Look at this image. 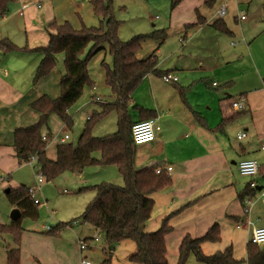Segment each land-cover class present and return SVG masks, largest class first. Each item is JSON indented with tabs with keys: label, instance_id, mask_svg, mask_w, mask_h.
<instances>
[{
	"label": "crops",
	"instance_id": "0c3cea01",
	"mask_svg": "<svg viewBox=\"0 0 264 264\" xmlns=\"http://www.w3.org/2000/svg\"><path fill=\"white\" fill-rule=\"evenodd\" d=\"M25 1L20 0V8L24 11ZM41 1L45 0H36L40 2L37 7L41 6ZM186 2L188 16L183 13L182 4ZM48 4H51L49 0L46 7L36 10L37 16L24 12L23 24L31 34L29 49L44 46L49 31L53 32L47 28L54 21ZM239 4L246 6L240 7ZM222 6L225 10L220 16L218 11ZM197 15L203 22L187 29L183 35L185 25L198 21ZM240 16L244 18L240 19ZM216 19L223 21L228 32H221L212 25ZM157 29H165L166 37L161 42L155 39L143 41L136 58L144 59L153 53L156 68L162 73L172 72L178 80L167 83L159 75H145L130 96L128 114L134 122L141 120L137 107L154 112L152 119L158 126L155 137L150 142L134 146V165L136 169L160 168L170 176L171 183L151 194L153 206L143 230L157 229L161 220L169 216L171 231L164 235L165 257L167 264H175L183 236L199 237L217 223L220 240L203 242L202 251L212 254L231 246L233 256L243 259L240 264H246V245L251 232L264 226V149L261 148L264 143V0H179L161 22L152 24L148 32ZM7 34H1L0 40L10 38L9 31ZM172 34L176 35V40L167 46ZM11 55L0 48V180L3 179L7 186H10V171L25 163H18L14 156L13 131L37 121L39 114L29 104L42 94L56 98L60 92L59 78L63 74L53 67L55 75L52 77L50 72L49 85L42 84L44 77L33 83L32 76L41 54L29 64L27 61L30 60L23 64ZM88 75L92 81L87 87L92 102L86 105L82 102L78 106L86 113L85 121L93 112L101 110L98 103L102 98L89 71ZM101 87L109 97L106 103H112L114 96L105 84L104 76ZM238 98L244 99L245 108L231 110L229 100ZM113 114L117 121L116 113L111 111L96 125L109 115H112L110 124L113 123ZM223 120L225 123L214 130ZM83 127L84 124L80 132ZM107 130L104 129L103 135L109 134ZM57 133L51 134L49 143H55L54 152L47 153L49 144L45 148V155L51 160L56 158V147L62 143L60 139L67 134L59 136ZM239 133L244 136L237 139ZM67 135L63 143L70 138ZM93 155L98 157V153ZM243 159H254L258 163L254 177L239 174L237 164ZM168 166L171 167L169 171ZM85 168L77 173L81 175ZM251 180L255 182L260 198H255V194L240 200L238 192ZM16 186V183L11 185ZM244 208H247L246 212ZM10 221L9 215L6 220L0 218V224L8 225ZM83 224L100 232L88 223ZM45 230L44 225L39 229L22 227L18 244L20 264H86L85 249L74 248L75 240H80L79 235H62L64 232L60 230L58 236H51L44 234ZM96 237L94 242L99 239L98 235ZM15 246L11 234L0 231V264H6V251ZM135 249V243L129 239L116 244L111 252L113 264H137L127 260ZM188 264L202 263L190 256Z\"/></svg>",
	"mask_w": 264,
	"mask_h": 264
},
{
	"label": "trees",
	"instance_id": "16d2710c",
	"mask_svg": "<svg viewBox=\"0 0 264 264\" xmlns=\"http://www.w3.org/2000/svg\"><path fill=\"white\" fill-rule=\"evenodd\" d=\"M10 1L15 0H0L1 15ZM178 1L171 0V7H174ZM89 2L93 8V14L99 20V25H82L79 29H75L68 21L60 24L51 23L48 26L53 29V32L49 31L47 43L44 46L27 49L41 54L33 76V83L51 71L55 66V56L59 52L64 55V71L59 78L60 92L56 98L42 94L29 104L30 108L39 114L37 121L32 125L14 129V156L18 163L27 162L31 156H35V163L39 166L38 171L42 173L45 181L53 180L64 171L79 172L91 165H114L122 177L123 184L101 182L92 185L94 196L74 220L78 219L82 223H88L103 233L107 249L106 257L101 264H111V252L114 246L126 239L132 240L136 246L135 251L127 257L129 262L167 264L164 235L171 231V226L168 224L169 216L164 217L159 227L153 231L146 232L143 228L153 206L151 194L170 185L171 178L164 170L156 173L153 168H135V145L130 138L132 121L128 114L130 96L142 78L150 73L159 76L164 74L156 68V56L153 53L144 59L136 58V53L143 41L155 39L161 42L167 32L165 29H157L133 35L122 41L118 37L120 22L114 16L113 0H89ZM197 20L195 23L185 25L183 35L187 29L203 22L199 15H197ZM212 25L221 32H228L221 19H216ZM90 43L88 51L80 57ZM102 44L107 45V52L112 58L111 65L104 61L101 65L104 68L105 84L114 96V101L112 103L99 102L101 110L93 112L85 121L75 145L71 142L58 144L56 158L51 160L45 155V148L51 140V133L43 131L47 127L48 117L55 113L66 127L71 126L72 120L68 109L80 97L84 86L92 85L87 62L103 48ZM0 48L3 52L18 49L6 39L0 40ZM137 110L141 120L154 116V112L150 110L140 107H137ZM111 111L116 113V130L103 136H93L92 129L96 123ZM197 119L199 120L198 117ZM224 123V120L221 121L214 130L219 129ZM94 153H98V157H95ZM3 191L10 205L20 211V216L11 220L8 225L0 224V231L10 233L12 241L17 245L6 251V264H20L18 244L22 232L21 219L22 217L36 219L38 212L29 196L28 187L25 185L6 186ZM255 191V187L247 183L237 196L243 200L246 196L252 197ZM69 225L71 222H58L53 227H49L46 233L56 235L62 228ZM219 240L217 223H213L199 237L183 236L177 248L178 255L175 264H188L191 255L197 262L203 264H240L243 259H236L233 256L231 246L212 254H205L202 251L203 242ZM244 262L264 264V244L256 245L248 242Z\"/></svg>",
	"mask_w": 264,
	"mask_h": 264
},
{
	"label": "rangeland",
	"instance_id": "374dc122",
	"mask_svg": "<svg viewBox=\"0 0 264 264\" xmlns=\"http://www.w3.org/2000/svg\"><path fill=\"white\" fill-rule=\"evenodd\" d=\"M47 1L48 0L41 1V6L37 7L36 4L40 2H36V0H26L23 4L26 7L25 11L20 8V6H22L20 0L10 1L7 3L6 10L2 14L3 16L0 15V35H8L7 33L9 31L10 38L8 39L13 45H18H15L18 48L17 50L9 51L15 61H21L23 63L30 60V62L27 61L29 64L40 55L38 53L36 54L34 51L27 50L29 49L28 45L31 42L29 41V39H31V34L28 32L27 26L23 24V19L24 12H29L32 16H37L39 13H37L36 10H39L42 6L46 7ZM49 1L51 2V4H48L51 6L49 13H52V16L54 17L53 23L60 24L66 20L70 22L75 29L79 28L82 24L87 26L99 25V20L93 14L89 0ZM182 6L184 7V16H188L187 12H185L188 2L182 4ZM239 6L244 7L246 5L239 4ZM113 8L114 16L116 20L120 22L118 37L120 40L125 41L133 35L148 32L152 28V24L161 22L162 19L165 18L168 10L172 7L170 5V0H113ZM48 27L49 26H47V28ZM38 32H35V34ZM36 38L39 39V37ZM175 38L176 35H170L166 45H173L176 40ZM90 46L91 43L85 47L84 51L80 54V57L85 55ZM102 47L103 48L97 51L87 62V70L95 80L97 86H99L96 91L102 97L100 101L107 102L109 97L106 96L103 87H101L104 76V68L101 65V62L104 61L108 65H111L112 58L107 52V45L102 44ZM63 56L62 52L57 53L56 64L54 66V70L58 69L62 71V73L64 71ZM52 69L50 72L51 76L54 77L55 73H52ZM50 72L43 76L44 79L42 84H50L48 81ZM87 87L88 85L84 86L80 97L68 109V112L72 116L71 126L66 127L61 119L55 113H52L48 117L47 127L44 128V132L49 131L51 134L58 132L57 134L59 136L67 133L70 136L67 142H71L75 145L80 135V129L82 128V125L85 124L84 122L86 118V113L80 111L78 106L82 102H85V105L92 102ZM110 116L112 115L107 116L104 121L95 125L92 129V135L99 137L104 134V129H108V133H112L116 130L115 115L113 114V123L111 124ZM54 150L55 143L51 142V144L48 145L47 153L52 154ZM27 162L18 165L15 169L10 171V186L16 183V185H25L29 188H35L33 197L38 200V204H35L38 212L37 218L31 219L29 217H22L21 227L32 226L33 229H39L42 225L48 228L54 226L58 222H71L70 227L66 226L62 228L61 231L64 232L62 235L71 233V235H79L80 239L85 236L98 235L99 239L96 242L88 237V248L86 247L83 252L86 254L85 259L90 261V264H101V261L106 257V253H103V248L107 249L103 235H101L100 232L95 231L91 226L83 224L80 220L76 219V222H73V220L81 214L87 202L93 197L94 190L91 188L92 185L101 182L116 185L123 184L122 177L118 173L116 167L114 165H91L86 167L81 175L77 172L64 171L52 181L44 180L42 183H39L37 181L39 166L35 162ZM246 179L249 180L250 178ZM6 186L7 184H5V181H3V179L0 180V218L4 220L8 218L11 211V209H8L10 203L6 199L3 191ZM258 193L259 190H256L255 194L257 197L255 198H260L258 197ZM255 194L252 197H254ZM70 228H72L71 231ZM43 233L49 235L46 233V230L43 231ZM51 236H58V234ZM77 241L75 240L74 242V248L75 246L78 248ZM111 264H113V258L111 259Z\"/></svg>",
	"mask_w": 264,
	"mask_h": 264
},
{
	"label": "built area",
	"instance_id": "2783aa9c",
	"mask_svg": "<svg viewBox=\"0 0 264 264\" xmlns=\"http://www.w3.org/2000/svg\"><path fill=\"white\" fill-rule=\"evenodd\" d=\"M224 6H222L218 14L221 16L224 14ZM244 16H240V19H243ZM161 80L167 83L176 82L178 80V77L174 75L172 72H166L160 76ZM212 85H216V82H212ZM229 108L234 111H240L245 108V102L243 98H238L234 100H229L228 102ZM131 135L130 138L134 145H139L143 143L150 142L155 137V131L158 129V126L155 124L154 119L148 118L143 120H136L132 122L131 124ZM244 136V133L237 134V139H240ZM68 138L67 134H64L63 137L60 139V142H64ZM42 139L44 140L45 137L43 136ZM261 148L264 149V143L261 145ZM29 161H35V156H31L29 158ZM258 163L254 159H243L240 160L237 164V169L240 175L246 176V177H254L258 172ZM167 171L171 169L170 166H168ZM160 168H156L155 172H160ZM1 179V178H0ZM37 181L39 183H42L44 181V177L41 172L38 171ZM249 185L251 187H255V182L253 180L249 181ZM35 191V188H29L28 187V193L31 199L35 204H38V200L33 197V193ZM249 203V200L246 201ZM262 203L264 205V199L262 200ZM247 211V208H244V212ZM49 228V227H48ZM47 228V229H48ZM91 239L93 241L97 240V237L94 236ZM249 242L256 245H263L264 244V226L254 228L251 232ZM87 247V240L80 239L78 240V248L80 250H84ZM86 264H89L88 261H85Z\"/></svg>",
	"mask_w": 264,
	"mask_h": 264
},
{
	"label": "water",
	"instance_id": "95a60500",
	"mask_svg": "<svg viewBox=\"0 0 264 264\" xmlns=\"http://www.w3.org/2000/svg\"><path fill=\"white\" fill-rule=\"evenodd\" d=\"M19 216H20V211L17 208L11 209L9 214L11 220L17 219Z\"/></svg>",
	"mask_w": 264,
	"mask_h": 264
}]
</instances>
